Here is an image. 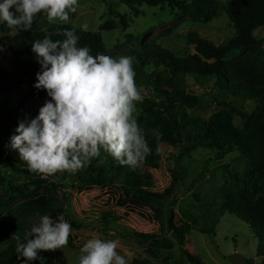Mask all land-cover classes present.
<instances>
[{"label": "rangeland", "instance_id": "obj_1", "mask_svg": "<svg viewBox=\"0 0 264 264\" xmlns=\"http://www.w3.org/2000/svg\"><path fill=\"white\" fill-rule=\"evenodd\" d=\"M229 1L209 2L202 12L196 15L185 14L167 5L155 7L143 4L139 7L141 14L135 16L131 6L120 0H79L78 10L70 14L69 21L49 24L61 26L58 32H65L74 26L76 30H81L79 25L87 22L88 31L97 32L101 36L107 47L106 55L133 57L135 82L143 99L158 100L159 94L152 85H145V81H137L139 76L148 77L153 81L163 71L161 67L152 63L144 66L141 64L139 56L143 51L140 41L143 40L145 43L156 41L182 57L196 53L195 44L190 41L191 33H196L215 45H221L235 35V28L226 12ZM118 14L125 15L129 27L125 29L119 24L116 29L102 30V25L110 20L119 22ZM43 32L53 31L45 28ZM254 34L258 39L264 40V26L256 29ZM6 42L18 50L27 49L31 44L21 30L12 29L8 34L0 30V66L9 70L14 77L10 85L9 97L10 105L16 106L26 86L16 82L18 74L16 59ZM244 53L245 50H235L229 54V58L235 59ZM184 87L187 91L202 97L201 104L189 111L203 121L221 120V114L227 111V108L219 98L215 80L204 78L202 81H197L193 76H188ZM46 100L39 97L33 99L31 107L35 113L25 115V118L35 117ZM233 100L240 109L248 112L256 105L255 101L250 99ZM142 112L141 103H138L137 118ZM232 119L236 127H244L245 120L242 117L233 114ZM138 123L144 130L151 148L150 142L154 130L139 121ZM158 153L161 157L158 167L143 160L136 168L121 165L123 170L115 172V175L120 177L122 173L127 172H135L139 175L151 174L155 180L154 193L163 198L159 201L163 205V219L148 221L136 213L126 211L125 200L116 205L115 199L112 205L119 218L103 220L100 212L90 204L97 196L103 200L108 199L111 192L99 187L90 190L80 189L85 188V185L82 184L79 176H70L65 181L62 172L51 176L42 175L47 181L42 187L36 188L30 185L20 193L13 186L28 183L29 180L1 164L0 168L6 177V183L0 184V221L7 224L6 229L10 226L17 228L20 232L18 236L23 239L24 233L39 221L41 215L47 214L56 218L63 214L72 225L68 244L55 251H41L39 255L44 258V264H77L80 248L91 238L116 240L119 245L117 250L121 255L126 256L128 264L137 258H149L156 264H179L181 249L168 230L167 222L171 213L175 222L180 223L182 220L191 223L192 229L187 235L183 249L190 254L200 256L204 263L264 264V240L258 238L244 220L228 213L221 215L218 211L224 201L223 192L238 191V174L243 175L241 178L243 187L251 193L254 177L249 173L246 174L245 159L231 154L223 161H216L214 155L206 151L195 152L191 159H182V149L168 143H162ZM99 160L106 162L107 155L102 152ZM88 164L83 169H86ZM168 189L170 193L167 192ZM41 194H52L60 201H64V197L69 194L66 206L63 205L64 213L29 212L25 204ZM159 202L145 203L143 206L149 213L158 212ZM124 212H127L128 216H125ZM207 225H213L214 234H204L200 231L202 226ZM134 232L143 234L154 232L161 236L142 241L134 235ZM17 264H20L18 259ZM33 264H41V262L38 259Z\"/></svg>", "mask_w": 264, "mask_h": 264}, {"label": "trees", "instance_id": "obj_2", "mask_svg": "<svg viewBox=\"0 0 264 264\" xmlns=\"http://www.w3.org/2000/svg\"><path fill=\"white\" fill-rule=\"evenodd\" d=\"M131 6L135 16L141 14L143 4L151 6H169L178 9L185 14L196 15L203 8L215 0H120ZM227 15L235 28V35L221 45H215L206 38L196 33H191L190 41L195 44L196 53L188 57H182L164 48L156 41L145 43L140 41L143 53L139 56L141 64H154L161 67V71L151 81L150 78L139 76V82L145 81V85H152L159 94L158 100L143 99L142 114L137 118L146 127L159 132V137L153 135L150 145L151 152L144 161L159 166L160 154L158 149L162 143L179 146L182 149V159H191L198 151H206L214 155L216 161H223L229 155L235 154L246 161L247 173L254 177L251 193L243 187L242 176L238 174V191L223 192L224 201L218 210L221 215L228 213L235 215L247 222L255 235L264 240V40L258 39L254 32L264 26V0H230L226 8ZM119 22L110 20L102 25V30L116 29L119 24L128 28L125 15L118 14ZM53 32H43V29ZM61 26L49 24L44 14H40L34 21L32 29L21 30L27 37L31 46L24 50L15 49L8 45L15 55L18 74L16 82L25 85L21 98L16 106L10 105V85L14 77L12 73L0 66V165L9 167L19 173L29 182L14 185L16 191H25L30 185L36 188L42 187L47 181L42 175L31 172L27 164L19 159L18 151L12 150L6 145L10 144V137L15 134L19 121L25 119V115L35 113L31 107L36 97L50 99L45 90H38L33 85L36 82V74L40 71L36 54L32 51V43L35 39H43L45 36L52 40H63L64 32H58ZM0 30L8 34L12 29L6 24H1ZM79 36V45L88 46L92 54H105L107 47L101 36L93 31L76 30ZM8 36V35H7ZM235 50H245L238 58L230 59L229 54ZM193 76L197 81L205 79L215 80L219 98L227 108L221 114V120L203 121L196 117L189 109H193L202 102V97L187 91L184 87L185 79ZM163 82V83H162ZM253 100L255 107L248 112L240 109L233 99ZM236 114L245 120L244 127L234 125L232 115ZM107 155V153H105ZM123 167L111 156L107 155V161L99 158L91 160L86 169H82L75 175L62 172L65 181L70 176H79L85 188L99 187L109 190L110 196L103 200L99 196L93 199L90 206L98 210L103 220L118 219L119 216L113 209L112 202L116 199V205L125 200L126 211L136 213L148 221L163 219V205L159 202L161 197L154 193L155 180L151 174L139 175L135 172L122 173L120 177L115 172H121ZM6 183V177L0 168V184ZM170 193V190H167ZM258 192V193H257ZM68 197L60 201L52 194H41L30 200L25 207L31 213H64V206ZM159 202L158 212L149 213L145 203ZM64 205V206H63ZM128 216L127 212H124ZM196 222V221H195ZM168 230L175 238V243L180 247L181 259L179 264H206L200 256L190 254L183 249L187 235L192 229L190 222H175L172 214L168 218ZM216 223V221H215ZM214 224V223H213ZM0 221V264H17L15 252L16 239L14 235H20L17 228ZM213 225L202 226L200 231L204 234H214ZM134 235L142 241L153 240L161 235L159 233H138ZM70 243V241H69ZM130 264H156L149 258H137Z\"/></svg>", "mask_w": 264, "mask_h": 264}, {"label": "clouds", "instance_id": "obj_3", "mask_svg": "<svg viewBox=\"0 0 264 264\" xmlns=\"http://www.w3.org/2000/svg\"><path fill=\"white\" fill-rule=\"evenodd\" d=\"M78 6L79 0H0V24L28 31L40 14L49 23L67 22ZM79 28L87 32L89 25L85 22ZM64 36L33 41L32 51L41 66L33 86L45 90L50 99L35 117L19 121L6 146L40 175H75L102 152L121 165L138 167L151 149L136 115L143 96L135 82L133 57L93 55L90 47L79 45L75 26ZM154 134L160 135L156 130ZM71 232L63 214L41 215L23 239L14 235L17 259L20 264L38 259L44 264L39 253L64 248ZM118 247L114 239H88L77 264H128Z\"/></svg>", "mask_w": 264, "mask_h": 264}]
</instances>
